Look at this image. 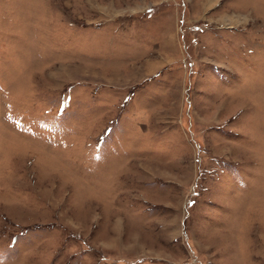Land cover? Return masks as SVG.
<instances>
[{
	"label": "rangeland",
	"instance_id": "1",
	"mask_svg": "<svg viewBox=\"0 0 264 264\" xmlns=\"http://www.w3.org/2000/svg\"><path fill=\"white\" fill-rule=\"evenodd\" d=\"M0 264H264V0H0Z\"/></svg>",
	"mask_w": 264,
	"mask_h": 264
}]
</instances>
